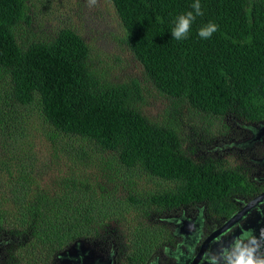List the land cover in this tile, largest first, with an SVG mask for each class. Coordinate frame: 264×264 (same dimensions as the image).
<instances>
[{
	"label": "trees",
	"instance_id": "obj_1",
	"mask_svg": "<svg viewBox=\"0 0 264 264\" xmlns=\"http://www.w3.org/2000/svg\"><path fill=\"white\" fill-rule=\"evenodd\" d=\"M30 1L0 0V236L12 249L8 264H53L76 240L114 224L127 262L142 264L170 238L156 213L231 206L247 180L191 157L176 114L186 105L220 121L264 118V0H200L203 15L180 41L174 21L194 0H110L122 44L150 86L174 100L160 120L142 109L139 82L107 79L73 29L22 40ZM208 22L218 30L202 39L198 29ZM59 137L71 140L63 150L81 165L63 169L53 148L52 159H38L35 140L50 146Z\"/></svg>",
	"mask_w": 264,
	"mask_h": 264
},
{
	"label": "flooded vegetation",
	"instance_id": "obj_2",
	"mask_svg": "<svg viewBox=\"0 0 264 264\" xmlns=\"http://www.w3.org/2000/svg\"><path fill=\"white\" fill-rule=\"evenodd\" d=\"M217 132L212 144L199 146V156L238 169L247 180L244 188L231 196L229 207L210 209L198 202L156 213L170 238L142 264H207L202 259L206 252H216L244 230L259 237L264 229V118L226 115ZM117 233L108 229L96 238L78 240L75 249L58 252L53 264H129ZM11 250L7 238L0 236V264L9 263Z\"/></svg>",
	"mask_w": 264,
	"mask_h": 264
},
{
	"label": "rangeland",
	"instance_id": "obj_3",
	"mask_svg": "<svg viewBox=\"0 0 264 264\" xmlns=\"http://www.w3.org/2000/svg\"><path fill=\"white\" fill-rule=\"evenodd\" d=\"M30 13L31 24L25 25L19 32L22 33L20 37L22 40L27 39L28 32L32 33L31 38L42 39L53 35L60 28H71L88 44L92 64L97 70L103 69L105 73L102 72L107 79L116 83L129 79H136L139 82L143 97L141 107L148 115L160 120L170 110L174 100L150 86L142 75L141 65L132 58L131 52L122 44L124 29L110 0H97L94 7H89L86 0H31ZM176 117L183 134L185 151L196 161H203L197 149L204 143H213V140L219 136L217 129L224 125V118L220 121L214 117H206L186 105L179 107ZM59 138L56 142L60 144L50 143V146L43 139L41 141L36 139L34 143L38 147L34 150L35 154L40 160H50L52 159L50 151L53 148L56 149L58 158L65 164L61 165L63 169L75 167V164H79L76 158L69 156L63 150L64 144L71 140L67 137ZM96 155L98 159L99 152H96ZM232 158L235 160V155ZM157 182L155 179L145 183L155 186ZM115 226L114 224L108 228L115 229ZM118 229L121 231L120 228ZM124 241L127 243L129 237H125Z\"/></svg>",
	"mask_w": 264,
	"mask_h": 264
},
{
	"label": "clouds",
	"instance_id": "obj_4",
	"mask_svg": "<svg viewBox=\"0 0 264 264\" xmlns=\"http://www.w3.org/2000/svg\"><path fill=\"white\" fill-rule=\"evenodd\" d=\"M89 7H94L97 0H86ZM203 11L200 0H194L191 10L176 17L171 35L177 41L188 37L191 26ZM218 30V25L213 22L201 26L198 29V36L202 39H209ZM202 259L207 264H264V229L260 230L257 237L252 230H244L239 236L233 237L227 245L221 246L216 252H206Z\"/></svg>",
	"mask_w": 264,
	"mask_h": 264
},
{
	"label": "water",
	"instance_id": "obj_5",
	"mask_svg": "<svg viewBox=\"0 0 264 264\" xmlns=\"http://www.w3.org/2000/svg\"><path fill=\"white\" fill-rule=\"evenodd\" d=\"M259 236V235H258ZM79 240H81V239H79ZM78 240H76L75 242H77ZM75 242L74 243H72L69 247H67L66 249H75V246H74V244H75ZM205 252L204 251H201V255L200 256H202V254H204ZM61 254H63V253H61Z\"/></svg>",
	"mask_w": 264,
	"mask_h": 264
}]
</instances>
